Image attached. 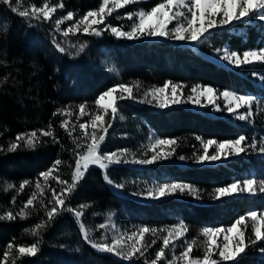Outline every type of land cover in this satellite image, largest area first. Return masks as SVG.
I'll use <instances>...</instances> for the list:
<instances>
[{
	"label": "trees",
	"instance_id": "obj_1",
	"mask_svg": "<svg viewBox=\"0 0 264 264\" xmlns=\"http://www.w3.org/2000/svg\"><path fill=\"white\" fill-rule=\"evenodd\" d=\"M45 2L63 3L64 8L57 10L55 18L73 12L74 19L78 20L88 11L98 10L102 0H23L29 11L32 4L43 6ZM127 12H130L129 8L116 11L108 17V21L113 26L123 25L124 30H129L132 21L115 18ZM73 22L65 21L61 27L67 28ZM5 25L7 31H4ZM54 35L57 41L63 42L65 39L55 32V24L51 21L44 22L42 18L40 21H29L0 5V215L8 211L14 214L19 212L32 193L37 191L36 183H45L40 173L53 167L57 159L62 164L56 174L64 180H71L75 153L82 151L76 145L85 143L83 139L74 141L73 138L83 136L76 121L78 106L85 104L95 111V100L114 85L139 82V95L166 82L188 86L200 84L218 91L229 90L253 96L254 104L258 103L261 109L264 107V79L261 78L264 77V65L226 67L208 57L210 51L217 48H227L241 54L245 50L264 48V23L260 21L251 20L234 24L228 29L215 30L194 45L164 39L128 42L114 38L109 31L101 37L70 35L66 47L87 43L84 52L76 56L57 52L52 42ZM69 51L74 53L75 49L69 47ZM110 68L113 71H109ZM66 107L74 113L71 118L58 112ZM120 115L124 117V124L115 121L114 126L121 125L123 128L109 131V135L117 138L110 139L108 136L103 147L105 152L128 149L139 157L136 148L145 150L147 130L157 138H175L178 141L177 153L188 157L190 150L200 145L195 139L197 136L223 142L245 135L249 143L252 140L260 143L264 138V119L255 116L252 124L245 126L233 121L230 115L213 114L208 110L198 111L180 106L161 110L131 101L120 102L117 120ZM63 119H70L69 127L75 123L73 136L60 127ZM87 119V116L83 118L85 121ZM50 126L59 143H55L52 137H40L43 143H38L35 149L20 141L17 143L21 147L13 152L8 151L18 134L48 130ZM248 151L240 157L212 165H196L187 160L189 166L162 163L148 169L111 168L110 177L124 185L123 196L109 189L101 169L91 167L74 192L70 204L73 207L81 203L90 205L83 217L89 229L92 223H101V218L108 212H116L130 224L152 228L172 225L178 220L189 229L186 234L188 241H200L202 228H227L249 210L264 209V194L260 193L222 201L209 198V193L216 187L236 180L253 177L264 180V156L255 155L251 149ZM23 181H29V184L18 191ZM169 181L195 185L200 190L201 199L196 202L177 198L142 202L125 195L137 193L140 185ZM48 184L57 190L62 187L55 180H49ZM8 185L13 187L6 191ZM45 190L44 201L47 203L52 193L47 186ZM13 197H16L15 203L12 202ZM27 211L30 215L25 219L17 216L13 221L0 220V260H3L8 243H33L35 237L30 230L47 219L38 203L35 210L30 207ZM248 223L251 224V221ZM248 233L251 234L250 228ZM42 241L36 257L23 258L17 264H128L121 258L91 248L84 241L70 213L62 214L51 228L45 230ZM158 246H153L151 250L155 252ZM259 247H264V244L249 247L240 264H264V253L259 251ZM192 256L203 255L194 251Z\"/></svg>",
	"mask_w": 264,
	"mask_h": 264
},
{
	"label": "snow or ice",
	"instance_id": "obj_2",
	"mask_svg": "<svg viewBox=\"0 0 264 264\" xmlns=\"http://www.w3.org/2000/svg\"><path fill=\"white\" fill-rule=\"evenodd\" d=\"M139 2H147V0H102L98 10H90L78 20L74 19L75 14L73 12L55 18L57 10L64 8L62 2L58 4L45 2L43 6L32 4L30 11L28 7L24 6L23 0H0V5L6 6L11 12L17 13L19 17L29 21H40L42 18L44 22L51 21L54 23L55 32L65 38L61 42L56 40L55 35L53 36L52 42L56 51L60 54L73 56L83 53L87 43L70 44L69 47L75 49L74 53L70 52L69 47L65 46L70 35L101 37L106 31H109L114 38L127 41L151 38L198 44L217 29H228L234 24H244L253 19L264 22V0H160L150 10L140 9L136 12H127L123 17L117 15L115 17L117 20L132 21L129 30H124L123 25L113 26L108 21V17L112 16L117 9ZM65 21L74 22L67 28H62L61 25ZM4 31H7L6 25ZM221 51L222 54L219 55V59L226 61L227 64L235 68L255 63L264 65V48L245 50L242 54L227 48L217 50L218 53ZM109 71H113V69L110 68ZM253 75L257 74L253 73ZM261 78L264 79V77ZM184 87L182 84L166 82L162 87H155L144 93L145 97H151V99H141L139 102L152 104L161 110L179 106L181 103H191L201 108L211 105L213 111H226L238 121L251 123L250 118L254 116L255 98L253 96L237 94L229 90L218 91L211 86L197 84L191 87V95H187L185 99ZM140 88L139 82L134 84L120 83L108 88L98 96L94 102L95 111L85 104L78 106L79 115L76 116V121L83 136L73 138L74 141L83 139L85 143L83 145L77 143L76 145L77 149L83 148L84 150L75 153V167L71 172V180H64L56 174L62 164V161L57 159L53 167L40 173V177L45 183L43 185L39 181L36 183L37 191L32 193L19 212L14 214L12 211H8L0 215V220L13 221L17 216L20 219H25L30 215L27 210L30 207L35 210L38 203L43 208L47 218L37 223L30 230V234L35 237V241L30 245L8 243L0 264H9V260L11 264H17V261L23 258L36 257L40 252V244L43 242V232L51 228L64 213L73 215L84 241L91 248L101 253H111L127 261L128 264H138L141 258H143L144 264H161V262L164 264H229V262L240 264L241 258L246 254L249 247L264 244V209L249 210L244 215L239 216L227 228H202L200 235L205 238L202 242L204 247L202 257L192 256L199 245L195 239L187 240L186 234L189 229L184 223H179L168 229L141 226L130 232H121L113 227L110 242L107 235L100 241L91 239V229L85 225L83 220L90 205L81 203L77 207H73L70 200L92 166L103 171V179L108 185L122 189L124 185L116 183L109 175V169L112 166L122 164L151 166L161 161L171 160L174 157L180 161L191 160L196 165H212L240 157L246 154L249 149L264 155V140L259 144L256 140L249 143L245 135H239L235 139L223 142L216 139L205 140L197 136L195 139L202 145V152L194 151L190 157L177 153L178 141L175 138H150L152 142L148 145L147 151L152 154L147 158H136V154H130L128 149L105 152L103 147L109 131L119 115L120 102L135 100L136 93L140 91ZM168 89H170V93L167 91ZM221 98L225 101L223 107L217 103ZM241 109L247 110L241 111ZM58 112L69 118L74 115L73 111L67 107L59 109ZM85 116L88 117L86 121L83 120ZM119 119L123 120L124 117L120 115ZM69 124L70 119H63L60 122V127L69 136H73L76 125L73 123L72 127H69ZM40 137H52L55 143H59L50 126L48 130L41 129L39 132L18 134L15 138L16 142L9 145L8 151L13 152L21 147L22 145L17 143L20 141H23L27 147L35 149L38 143H43ZM129 155L132 156L131 159ZM49 180H55L62 187L59 190L52 188L48 184ZM28 184L29 181H23L19 185L18 191L24 190ZM46 186L47 190L52 193L47 203L44 201L47 194ZM12 187L13 185H8L5 190L7 191ZM258 193L264 194V180H257L253 177L216 187L212 193H209V198L213 201H222L240 196H256ZM133 194L139 195V193ZM175 195H190L194 199H201L200 190L195 185L183 181L160 183L145 189V198L153 201ZM15 201L16 197H13L12 202L15 203ZM108 220L111 221L112 217L109 216ZM249 221L251 224L248 223ZM109 226L104 223L98 225L100 229ZM249 228L251 230L250 235L248 233ZM164 232L167 234L158 237V233ZM148 236L154 238L149 242ZM221 236L222 240L220 239ZM158 240H162V246L155 252L154 259H148L146 255L148 250L156 245ZM178 241H182L185 247L179 255H176L174 249L177 247ZM169 248L173 249L171 260L167 259ZM259 251L264 253V247H259Z\"/></svg>",
	"mask_w": 264,
	"mask_h": 264
},
{
	"label": "rangeland",
	"instance_id": "obj_3",
	"mask_svg": "<svg viewBox=\"0 0 264 264\" xmlns=\"http://www.w3.org/2000/svg\"><path fill=\"white\" fill-rule=\"evenodd\" d=\"M158 2H160V0H147V2H139V3H137V4H133V5H127V6H125L124 8H129L130 9V12H136V11H139L140 9H144V10H150L151 9V7L152 6H154L156 3H158ZM109 6H111V5H109ZM121 9H123V8H121ZM121 9H117L116 11H119V10H121ZM115 11V12H116ZM123 16H125V15H123ZM122 16V17H123ZM253 22H258V20H254L253 19ZM262 23H264V22H262ZM171 27V26H170ZM217 30H219V29H217ZM146 39H151V38H146ZM123 40V39H122ZM124 41H127V40H124ZM128 42H133V41H128ZM172 42H176V41H172ZM178 43H183V44H187V45H192L191 43H187V42H178ZM194 45V44H193ZM218 49H220V50H223V49H225V48H217V49H215V50H211L210 51V53L208 54V57L210 58V59H212L214 62H216L217 64H220V65H224V66H226V67H233L232 65H229V64H227V62L226 61H222V60H220L219 59V55L220 54H222V51L220 52V53H218L217 52V50ZM255 64H257V63H255ZM185 87H184V92H185V99H186V96L187 95H191V92H190V89H191V87H193V86H188V85H184ZM158 87H162V86H158ZM153 88H155V87H153ZM150 89H152V88H150ZM149 90V89H148ZM148 90H146V91H148ZM146 91H144L143 93H141V94H139L138 95V93L136 94V99L135 100H133V101H131V102H133V103H135V104H139V105H142V106H145V107H151V108H156V107H154V106H152V104H147V103H140L139 102V100H141V99H151V97H145V95H144V93L146 92ZM169 93H170V89H168L167 90ZM153 103H155V102H153ZM217 103L221 106V107H223V105H224V103H225V101L221 98L220 100H218L217 101ZM180 107H187V108H191V109H195V110H198V111H201V110H208V111H210L211 113H213V114H216V113H218V114H220V115H229L226 111H223V112H216V111H213V106H211V105H209V106H207V107H204V108H201V107H198V106H196V105H194V104H191V103H181V105H179ZM174 107V106H173ZM263 109H261V107H260V105L258 104V103H255V104H253V112H254V116L256 117V118H259V117H261L262 119H264V107H262ZM156 109H159V108H156ZM247 109H241V111H246ZM231 116V115H230ZM252 117V118H250L251 119V123H248V122H241V121H238L237 119H235V117L234 116H231V118H232V120L233 121H236V122H238V123H240V124H242V125H245V126H247V125H251L252 124V122H253V120L255 119V117ZM115 121H124V120H121V119H115ZM114 121V122H115ZM119 124V123H118ZM120 124H124V122L123 123H120ZM129 127H132L133 128V126H129ZM119 128H121V125H120V127H118V125H116V126H113L110 130H112V129H114L113 131H115V130H117V129H119ZM123 128V127H122ZM121 128V129H122ZM89 131H91V129H89ZM112 133H114V132H112ZM147 133H148V137H147V140H146V142H145V150H141V148L139 147V148H136V151L139 153V157H136V158H147L148 156H150L152 153L151 152H149V151H147V147H148V145L152 142V139H154V138H157L156 136H155V134L152 132V131H150V130H147ZM120 136H122V133H120L119 134ZM109 136V138L111 139V138H113V139H116L117 137H115L113 134H110V135H108ZM108 136H107V138H108ZM115 137V138H114ZM150 138H152V139H150ZM262 140H264V138H262L261 139V141ZM106 141H108V139L106 140ZM260 141V142H261ZM257 144H259V143H257ZM84 149L82 148V151H83ZM197 150H199V151H201L202 152V145L200 144L199 146H195L194 147V149H192V150H190V152H189V156H191L192 155V153L194 152V151H197ZM214 150V149H213ZM248 152H250V151H248ZM129 153L131 154V153H134V152H131L130 150H129ZM252 153H254L255 155H258V156H264V155H262V154H260L258 151H256V152H253L252 151ZM129 158L131 159L132 158V156L131 155H129ZM162 163H167V164H177V165H179V166H189L190 164L187 162V161H180L178 158H176V157H174L173 159H171V160H167V161H161V162H159V163H157V164H155V165H151V166H140V165H132V164H127V165H116V166H112L111 168H119V167H130V168H144V169H148V168H153V167H155V166H157V165H159V164H162ZM92 167H96V166H92ZM98 168V167H97ZM110 168V169H111ZM100 169V168H99ZM169 182H172V181H169ZM160 184V183H159ZM106 185L109 187V189L111 190V191H113L114 193H116L117 195H119V196H123L124 195V191H123V189H117V188H115L114 186H111V185H108L107 183H106ZM155 185H158V183H153V182H151V183H147V184H144V185H140L139 187H138V189H137V193H139V195H134L133 193H129V194H125L127 197H129V198H133V199H137V200H140V201H142V202H155V201H158V200H155V201H153V200H150V199H147V198H145V189L146 188H148V187H152V186H155ZM170 198H172V199H174V198H177V199H189V200H191V201H197V199H194L192 196H190V195H175V196H171V197H167V198H163V199H170ZM163 199H160V200H163ZM109 216H111L112 217V220L111 221H109L108 220V217ZM98 217V216H97ZM97 217H94V219L95 218H97ZM101 223H104V224H106V225H110L109 227H106L105 229H100L99 227H98V225L100 224V223H98V224H95V223H92V226H91V239H93V240H96V241H100L104 236H108L109 237V242H110V238H111V235H112V228L114 227L115 229H118L119 231H121V232H130V231H132V230H136V229H138L139 227H141V225H134V224H130V223H128V222H126V218L125 217H122L121 215H119V214H116V212H108L107 214H105L102 218H101ZM179 223H182V222H180V221H178V220H175L173 223H172V225H168V226H160L159 228H157V229H168V228H170L171 226H174V225H177V224H179ZM167 233L166 232H164V233H158L157 235H158V237L159 236H161V235H166ZM154 237H151V236H148V240H149V242L151 241V239H153ZM204 237L202 236V239L200 240V241H197V243H198V247H196V250L195 251H197L198 253H200V254H202V255H204V247H203V244H202V242L204 241ZM221 240H222V236H221V238H220ZM159 244V246H158V248H160L161 246H162V240H158V242H157V244L156 245H158ZM156 245H154V247L156 246ZM184 247H185V245H184V243L182 242V241H178L177 242V247L174 249V251H175V253H176V255H179V253L180 252H182L183 250H184ZM153 249V248H152ZM95 250V249H94ZM95 251H97V250H95ZM157 251V250H156ZM155 251V252H156ZM97 252H99V251H97ZM155 252H153V250H151V248L148 250V253L146 254L147 255V257H148V259H154L155 258ZM101 253V252H100ZM106 254H111V253H106ZM112 255V254H111ZM172 256H173V249L172 248H169L168 250H167V259L168 260H171L172 259ZM117 257V256H116ZM118 258H120V257H118ZM217 259H218V257H217ZM138 264H144V261H143V258H141V260L138 262ZM161 264H164V262H161Z\"/></svg>",
	"mask_w": 264,
	"mask_h": 264
}]
</instances>
